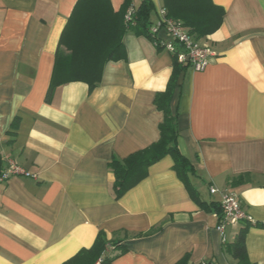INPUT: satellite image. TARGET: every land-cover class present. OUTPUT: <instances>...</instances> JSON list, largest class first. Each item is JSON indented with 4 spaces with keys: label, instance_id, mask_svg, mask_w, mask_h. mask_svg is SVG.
I'll return each mask as SVG.
<instances>
[{
    "label": "crops",
    "instance_id": "obj_1",
    "mask_svg": "<svg viewBox=\"0 0 264 264\" xmlns=\"http://www.w3.org/2000/svg\"><path fill=\"white\" fill-rule=\"evenodd\" d=\"M152 1L150 27L165 8ZM76 2L0 0V170L14 163L35 175L0 177V264H63L100 231L127 248L112 264H239L225 244L248 223L249 260L264 264V0H212L226 13L200 40L216 57L202 71L186 66L172 100L179 149L207 207L191 197L171 155L122 197L113 191L109 161L160 137L155 97L176 60L152 36L128 30L127 58L108 62L94 89L73 81L46 99ZM123 3L111 0L115 11ZM223 192L236 193L251 218L224 234Z\"/></svg>",
    "mask_w": 264,
    "mask_h": 264
},
{
    "label": "trees",
    "instance_id": "obj_2",
    "mask_svg": "<svg viewBox=\"0 0 264 264\" xmlns=\"http://www.w3.org/2000/svg\"><path fill=\"white\" fill-rule=\"evenodd\" d=\"M163 1L167 15L181 20L198 39L217 31L226 13L224 7L214 4L212 0ZM131 5L133 0H124L121 8L115 11L111 0H77L59 39L47 100L56 87L73 81L86 82L91 90L94 89L102 81L108 62L127 58L123 36L128 30L151 36L149 27L154 12L153 1L142 0L136 8L134 24H127L125 15ZM185 70L186 66L175 61L166 89L156 94L155 105L164 114V119L159 124V139L125 158L113 157L109 161L115 177L113 191L116 198L122 197L145 179L151 165L171 155L174 159L173 167L191 197L201 207H207L190 181L189 174L194 173L195 169L190 159L179 149V110L173 111L171 105L175 91L181 85L179 78ZM1 175L0 170V177ZM221 212V207H218V213ZM250 226L249 223L246 224L240 229L233 243L225 244V249L239 264H251L246 248V236ZM155 230L153 228L146 234ZM126 251L122 240L109 239L104 231H100L90 248L81 249L63 264H112Z\"/></svg>",
    "mask_w": 264,
    "mask_h": 264
},
{
    "label": "built area",
    "instance_id": "obj_3",
    "mask_svg": "<svg viewBox=\"0 0 264 264\" xmlns=\"http://www.w3.org/2000/svg\"><path fill=\"white\" fill-rule=\"evenodd\" d=\"M135 12L136 8L134 5H131L127 9L125 15V22L127 24H134ZM149 31L158 48H165L175 57L178 63L192 67L196 71L204 70L216 57V52L209 42L196 38L181 20L169 17L165 8L160 12L158 23L152 25ZM16 174L35 177V175L24 171L12 163L2 173L1 180H7ZM217 191L216 187H211L212 193H216ZM221 209L222 212L218 214L220 221L217 230L222 234L225 233L228 226L240 224L242 221L251 222V218L242 207L236 193H222ZM198 264L208 263L202 261Z\"/></svg>",
    "mask_w": 264,
    "mask_h": 264
}]
</instances>
